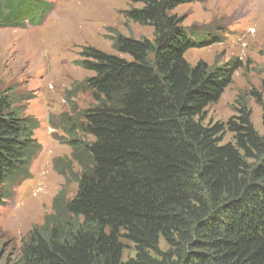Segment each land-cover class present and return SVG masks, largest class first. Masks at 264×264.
<instances>
[{"label":"trees","instance_id":"1","mask_svg":"<svg viewBox=\"0 0 264 264\" xmlns=\"http://www.w3.org/2000/svg\"><path fill=\"white\" fill-rule=\"evenodd\" d=\"M124 17L153 37L114 33L109 53L84 46L77 65L93 103L69 146L77 188L23 241L21 264H264V132L245 100L226 122L205 123L240 60L191 64L185 53L218 42L173 13L204 0H133ZM54 3L0 0V27L39 25ZM251 96L262 106L264 78ZM0 91V207L31 177L39 121ZM233 141L224 143L226 132ZM75 132V133H74ZM84 137V138H83ZM1 215V213H0ZM135 256L123 261L125 244ZM161 239L166 248L161 247Z\"/></svg>","mask_w":264,"mask_h":264},{"label":"rangeland","instance_id":"2","mask_svg":"<svg viewBox=\"0 0 264 264\" xmlns=\"http://www.w3.org/2000/svg\"><path fill=\"white\" fill-rule=\"evenodd\" d=\"M45 1L54 5L39 25L0 27V91L14 96L22 115L37 118L39 127L31 138L41 148L32 160L31 177L0 207V264H21L23 241L52 212L56 194L65 188L71 197L76 191L78 166L68 144L70 130L93 103L90 91L81 86L93 72L76 63L82 48L116 53L114 33L153 37L151 26L124 17L126 9L140 6L133 0ZM173 13L184 18V26L218 40L189 49L185 57L191 64L242 62L220 99L206 108L204 122L228 121L245 100L255 128L263 133L262 106L250 92L260 90L264 78V0H204L182 4ZM229 141L233 134L227 131L223 142ZM123 242L126 261L135 256V248ZM160 243L166 248L163 239Z\"/></svg>","mask_w":264,"mask_h":264}]
</instances>
